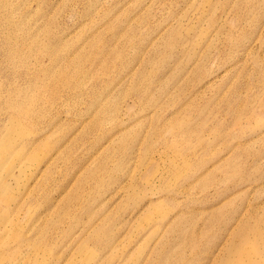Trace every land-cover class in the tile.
<instances>
[{
    "label": "rangeland",
    "instance_id": "obj_1",
    "mask_svg": "<svg viewBox=\"0 0 264 264\" xmlns=\"http://www.w3.org/2000/svg\"><path fill=\"white\" fill-rule=\"evenodd\" d=\"M238 261L264 264V0H0V264Z\"/></svg>",
    "mask_w": 264,
    "mask_h": 264
},
{
    "label": "bare ground",
    "instance_id": "obj_2",
    "mask_svg": "<svg viewBox=\"0 0 264 264\" xmlns=\"http://www.w3.org/2000/svg\"><path fill=\"white\" fill-rule=\"evenodd\" d=\"M155 176V175H154ZM5 184V183H4ZM257 237H259V234H255ZM241 240H249V233H243L242 235H241ZM244 247L246 248V246H245V242L241 245H239V247H235V249L237 248V251L238 250H241L240 252H239V254H238V258H237V260H243V257L245 258V256L247 255V250L248 249H244ZM257 247L256 246H254V245H251V247H250V249H249V252L250 251H255V249H256ZM166 253V252H165ZM236 253V252H235ZM255 254V253H254ZM182 255V254H181ZM250 254H248V256H249ZM234 256V255H233ZM254 256V255H253ZM237 257V256H236ZM235 257V258H236ZM251 258H252V256H251ZM236 264H240L239 263V261L236 263Z\"/></svg>",
    "mask_w": 264,
    "mask_h": 264
}]
</instances>
